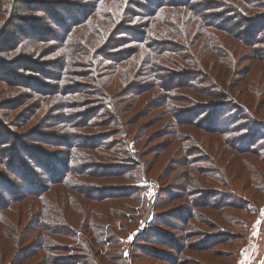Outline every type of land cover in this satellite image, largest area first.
<instances>
[{"label":"trees","instance_id":"trees-1","mask_svg":"<svg viewBox=\"0 0 264 264\" xmlns=\"http://www.w3.org/2000/svg\"><path fill=\"white\" fill-rule=\"evenodd\" d=\"M131 1L142 9L132 19H141L126 30L122 23L132 22L136 8H128L131 15L125 11ZM246 4L253 12L240 38L250 51L248 58L256 62V46L264 45V0ZM232 5L227 0H0V264H133L132 242L125 236L131 221L124 211L129 207L119 204L132 194L143 206L142 220L149 222L143 238L148 246L179 248L159 225L173 229V218L181 220L180 228L189 238L196 200L190 199L189 182L182 186L186 208L166 213L159 209L176 195L161 200L155 193L150 198L137 195L135 187L119 193L112 181L117 174L141 183L151 180L155 159L138 156L166 136L172 137L168 144L179 141L183 153L182 140L196 143L190 131L218 134L225 145L232 134L238 142L254 145L258 139H250L246 130L264 138L263 121L258 128L238 123L242 117L255 122L256 112L230 88L226 75L234 56L218 53L206 69L209 54L218 51L214 37L205 36L208 28L225 31L219 23L228 16L225 12L244 17ZM21 9L33 15L26 18V27L17 25ZM98 16L106 33L94 27ZM173 16L182 28H175ZM50 22L60 31H51ZM198 31L206 49L214 43L212 50L184 55L176 38L192 45ZM191 32L196 33L186 34ZM119 33L127 34L136 48L115 55L118 64L103 77L96 58L109 59L105 47L118 46ZM14 66L30 75L16 72ZM118 71L115 79L111 73ZM248 88L246 94L257 106L263 103L257 86ZM135 105L141 114L128 116ZM149 120L154 122L147 124ZM155 124L161 125L147 133ZM113 158L119 160L114 168ZM132 161L139 177L128 168ZM169 261L175 264L171 257Z\"/></svg>","mask_w":264,"mask_h":264},{"label":"rangeland","instance_id":"rangeland-1","mask_svg":"<svg viewBox=\"0 0 264 264\" xmlns=\"http://www.w3.org/2000/svg\"><path fill=\"white\" fill-rule=\"evenodd\" d=\"M71 1H76L77 3L84 2V0ZM227 1L232 2V7H236L237 11L242 13L244 17L240 19L230 12H225L228 16L220 18L219 22L221 27H225V31L211 27L208 28L209 31L207 30L208 35L204 32L206 37L209 35L214 37V42H216L218 49V51L215 50L214 53L209 54V66L206 64V69L211 68L212 59L218 53H222L225 57L227 55L234 56V60L228 68L229 73L226 75L227 79H231L230 88L233 89L235 97L239 93L240 96L238 97L244 100L245 104L249 105L256 112L253 115L255 122L251 120L247 121L242 117L238 123L247 125V127L255 125L258 128L259 122H264V52H262L264 51V48H262L264 45L258 44L256 46L258 48L256 51L259 52L258 58L260 59L256 62L254 61V64L248 58L250 51L242 44L240 38L246 31L247 24L245 25V22L253 12L252 8L246 4L249 0ZM128 5L124 9L128 12V15H131L128 8L136 6L132 5V1ZM243 9H249V13H245ZM21 10V16L18 17L17 25L26 27V18L33 15L23 12V9ZM136 10L142 11L137 6L131 15L132 22L128 24L122 23L123 26L127 25L126 30H128V27H131L130 24L132 25L141 19V16L132 19L133 16L139 13ZM226 10L229 11L228 8L222 9V11ZM58 12L62 16H66L61 10ZM209 17L216 19L212 13ZM99 20L101 18L98 16L95 22L99 25H95V29L99 30L98 28H100V30H103V33H106ZM172 23L176 29L177 26L178 28H182L180 19L172 20ZM48 27L51 31H60L51 22ZM195 33L186 34L191 37ZM115 37L121 40L117 42L118 46L113 43L112 47H105L106 50H104V52H107L106 55H109V59H103V55L96 58L98 65L104 68L103 77L109 74L111 66L118 64L115 62L117 60L115 57L118 58L119 56L115 55L122 54V51L131 46L136 48L132 42H129L131 38L127 34L119 33ZM176 41L177 49L188 56L209 52L214 46L213 43L211 48L206 49V40H204V36L200 35L199 31L195 34L194 44L192 45H188L184 39L179 37L176 38ZM111 45L109 44V46ZM136 58L135 56L132 60H136ZM223 61H226V58ZM182 62L185 63L183 60ZM251 64L254 65L248 73V66H252ZM39 66L42 68L46 67L44 64H39ZM13 69L18 73L24 74L26 77L30 75L26 72H20L17 66H14ZM174 73L173 75H177L176 71ZM111 74L115 79L119 78V71ZM170 76L171 74L168 73L167 77ZM36 77L39 78V76ZM32 79H34V76L30 77V81ZM133 79L134 82L132 83H137L138 79ZM36 80L43 79L39 78ZM49 84H52V82H49ZM250 85L251 87L256 85L260 90L261 95L258 99L262 100L263 103L260 102L258 106L255 98L246 94V90L249 89L248 86ZM251 90L253 89L251 88ZM141 112L138 105H135L128 116H131L132 113L137 116ZM149 118L150 116L142 118V122L147 121ZM149 122L150 120L147 124ZM153 122L154 120H151L150 123L152 124ZM139 125L137 123V126ZM160 125L155 124L150 126V128H147V133L153 134V131L157 130L156 128ZM190 132H192L191 134L196 143L188 145V142L182 140L181 145H184L186 148L184 153L182 146H178L179 141L168 144L172 137L166 136L153 141H162L163 143L156 144L157 147H148V150L144 152V156H138L140 160L145 158L155 159L156 163L153 166L152 175L148 177V179L153 181L152 183L151 180L143 183L137 180H129L125 176L119 177L118 174L117 178H114L112 181L115 189H120L119 193H130L132 187H135L139 189L137 195L141 196L142 193H145L150 198L155 196V193L161 200L171 197L172 194L176 195L172 203H167L159 209L161 212L172 211L171 213H174L177 209L182 210L184 207L186 208L188 199L181 196L184 191H182L184 183L189 182L190 188L188 193L191 195L190 199H196L192 206V211H195V215L189 219L190 226L187 228L189 238H186L183 234V230L180 228L182 223L179 218H173L169 221L173 229L165 227L164 224H160L159 222L163 234L173 235L177 241L176 243L179 248L176 251L160 247L159 245L157 246L158 249L153 247L156 245L148 246V244L143 242L148 229L147 224H149L148 221L145 223L141 218L143 206L134 198L136 197L134 194L121 200L120 206L126 205V207H129L124 211V215L129 216L128 219L131 221L128 229L129 234L128 232L122 233H125L127 239L132 242L131 251L134 253L133 264H171L169 257L175 260V264H264V138L260 139V135L257 136L258 133L246 130V133L251 134L250 139L254 137L258 139L254 142V145L249 144L248 141L247 143H242L241 140L238 142V138H234L237 134H232L230 136L231 142L225 145L218 134L209 136V134L201 131ZM161 146L163 150L160 153L158 152L159 154L157 152L156 155L154 152L148 153L150 149L157 148L158 151ZM117 159L113 158L110 167H117L113 166L118 164L119 160ZM133 162H130L128 168L134 171L135 177H139L141 173H138L139 168L135 167L136 163ZM186 163H188V166H185ZM115 169L120 170L119 168ZM202 190L203 192H201ZM171 206L172 208H170ZM160 216L163 217V213ZM166 217L167 215L164 217L165 220L167 219ZM152 250L159 251L162 256H153L155 254Z\"/></svg>","mask_w":264,"mask_h":264}]
</instances>
